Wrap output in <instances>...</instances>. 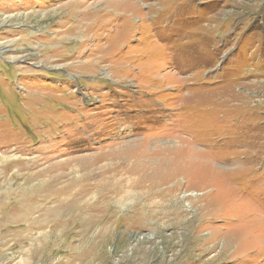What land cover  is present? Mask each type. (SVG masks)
<instances>
[{"label":"rangeland","instance_id":"374dc122","mask_svg":"<svg viewBox=\"0 0 264 264\" xmlns=\"http://www.w3.org/2000/svg\"><path fill=\"white\" fill-rule=\"evenodd\" d=\"M263 242L264 0H0V264Z\"/></svg>","mask_w":264,"mask_h":264},{"label":"bare ground","instance_id":"6f19581e","mask_svg":"<svg viewBox=\"0 0 264 264\" xmlns=\"http://www.w3.org/2000/svg\"><path fill=\"white\" fill-rule=\"evenodd\" d=\"M129 9V8H128ZM129 22V21H128ZM143 147V146H142ZM146 149V148H145ZM154 158V157H153ZM177 175V174H176ZM175 175V176H176ZM174 176V175H173ZM171 201V200H170ZM206 218V217H205ZM264 243V242H263ZM228 245V244H227ZM229 246V245H228ZM239 247H241V244L239 245ZM240 249V248H239ZM224 250H225V248H224ZM233 254V253H232Z\"/></svg>","mask_w":264,"mask_h":264}]
</instances>
